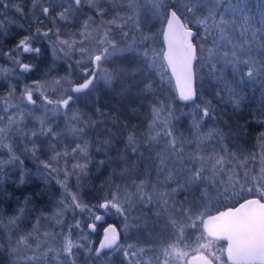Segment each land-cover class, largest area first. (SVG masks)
Instances as JSON below:
<instances>
[{"label":"snow or ice","instance_id":"1","mask_svg":"<svg viewBox=\"0 0 264 264\" xmlns=\"http://www.w3.org/2000/svg\"><path fill=\"white\" fill-rule=\"evenodd\" d=\"M255 9L248 0H30L26 11L25 0H0V33L15 25L12 10L35 25L0 48L10 65H0L8 81L0 93V198L15 172L16 191L37 180L62 189L54 210L36 214L25 233L17 235L19 225L43 191L24 196L13 215L0 214V264H111L113 256L118 264H213L220 240L231 264H264V132L245 154L238 143L245 125L211 100L196 103L194 84L203 72L236 114L249 90H259L253 119L264 123V0ZM156 20L178 99L192 103L187 112L165 95L171 79L158 71ZM37 37L47 48L35 46ZM25 54H50L51 64L21 87L39 71ZM85 188L95 203L85 202ZM233 199L243 202L210 214L214 203ZM110 216L122 225L108 224L93 245L90 234ZM121 232L135 242L122 244Z\"/></svg>","mask_w":264,"mask_h":264},{"label":"trees","instance_id":"2","mask_svg":"<svg viewBox=\"0 0 264 264\" xmlns=\"http://www.w3.org/2000/svg\"><path fill=\"white\" fill-rule=\"evenodd\" d=\"M161 26L163 27L162 23H161ZM152 30L153 29H151V31ZM11 32L7 33V37L5 36V34L0 33V48H2L5 51L14 45V37L11 36L12 35ZM160 33H161V31H160ZM36 39H37L38 43L35 46H41V45H39V42H40V43H44V46H46L45 48H47L46 42H42L40 37H37ZM3 59L4 58L0 57V64H4ZM30 63L37 64L39 66V71L33 72L34 78L37 79L40 77V74L45 69V67L47 65L51 64V56H50V54H48V55H46V58L43 60L38 59L35 56H33V59L30 61ZM57 67H58L60 74L62 72H64L63 65H57ZM11 83L16 84L17 82H14V80H12ZM169 87H170L171 92L173 94V99L175 100L174 107L180 109L181 111H185V112L189 111L191 109L190 107H185V104H182V103L177 101L176 96H175V92L173 91L174 87H173L172 81L169 84ZM7 88H8V81L0 79V93L7 91ZM17 91H19V88L17 89ZM249 95L251 96V99L246 98L243 101V103L241 105V109H240L238 114L233 113L231 104L221 103L218 101L217 98H212V102L216 103V106L218 105V103H220V108L222 109V112L227 113V116L231 117V121L233 123L239 122L241 125H245V129H244L245 136L249 137L250 141H252L251 148L256 149L257 136L259 133L264 132V123H258L257 122L258 117H257V120H254L253 117H256L257 113L261 110L262 100H261V93L259 90L250 89ZM101 103L106 104V103H108V100L102 99ZM111 104L114 107H120V105H118L115 100L111 101ZM229 113H231V114L229 115ZM227 116H226V118H227ZM25 167L30 169L33 173L35 172V166L30 160L25 161ZM7 172L12 173L13 170L11 168H9L7 170ZM18 176H19L18 172H15L14 174L9 176L8 186L5 188V197L0 198V214H2L5 218L14 214L16 206H17V202L19 200H23L24 196L29 195L33 192H41V191H43L45 194L42 197L34 198L33 205L35 207V211H33L30 215H28L20 223L19 233H17V235L25 233L31 229L32 223H33V220H34L36 214H38L41 211L50 212L52 209H54V207H55L54 200L62 192V189L59 187V185H57L55 183V181L44 182V181H40V180L35 181L34 184L25 186L23 191H16L17 185L14 183H11V181L17 180ZM102 178L103 177L96 178L94 183L96 185H98ZM69 185L75 191V185L73 184L72 180H70ZM9 193H14L11 196V199L7 198V195ZM81 194H82L85 202H89V203H95L96 202V201L91 199L92 191H90L89 188L83 189ZM247 197H250V196H245L244 198H247ZM241 200H243V199H240L238 202H240ZM238 202L236 199H233L230 201H220V202L216 203L213 206V208H211L210 213L213 211L215 212V211L221 210V209L229 207V206H234ZM106 222H114L119 226L123 223V221L120 218L114 217V216L106 217ZM89 238H90L92 244L96 246V241L98 239L97 230L95 232H92L90 234ZM123 239L124 240H122V242H123L122 244H126L130 241H131V243L135 242V238L125 239L123 237ZM217 242H218V244L216 245L214 251L216 252L217 255H219L220 257H223L224 256V241L220 240ZM0 251H3L4 255L6 256L5 250H0ZM118 260L119 259L115 257V258L111 259V262L112 263L116 262L118 264ZM116 263H114V264H116ZM3 264H6V260L3 261Z\"/></svg>","mask_w":264,"mask_h":264},{"label":"rangeland","instance_id":"3","mask_svg":"<svg viewBox=\"0 0 264 264\" xmlns=\"http://www.w3.org/2000/svg\"><path fill=\"white\" fill-rule=\"evenodd\" d=\"M248 2H249V4L253 7V10L255 11L256 9H255V6L257 5V3H258V0H248ZM162 28V26H161V22L159 21V20H156V21H153V25H152V27H151V29H153L152 30V32L153 33H156L157 34V36H156V40H155V43L153 44V47H154V49L156 50V52H158V53H160L161 54V52H162V46H161V42H160V31L162 30L161 28ZM162 55V54H161ZM160 55V65H161V67L158 69V71H162V72H166L167 73V77H166V80L168 79V78H170L169 77V74H168V72H167V70H166V68H165V66H164V63H163V61H162V56ZM2 66H7V64L6 65H2ZM164 67V68H163ZM33 79H36V78H26V79H24V83H26V82H30L31 80H33ZM14 82H17L16 80H14ZM19 84L21 85V87L23 86V83L21 82V81H19ZM195 87L197 88V100H196V103H200L201 102V97L203 98V99H205V100H211L212 101V98H216L214 95H213V92H214V89L212 88V86L207 82V80H206V78L204 77V73L203 72H199V71H197V73H196V77H195ZM173 91H174V88H173ZM19 92V91H18ZM165 95H167L170 99H173V94H172V92H171V89H170V87H169V84H167V86H166V88H165ZM213 103V102H212ZM213 105H215L216 106V103H213ZM218 106V107H217ZM216 106V108L218 109V111L220 112V113H223L222 112V109L220 108V103H218V105ZM187 107H190V108H192V103H189L188 105H187ZM231 113H229V115H230ZM226 118V117H225ZM211 125V121H209V125L208 126H210ZM208 126H206V127H208ZM238 143H240V146H241V148L244 150V152H245V154H247V153H249V152H253V151H255L256 149H253V148H251V146H252V141H250V138L249 137H246L245 135L242 137V140L241 141H239ZM72 181H73V184L75 185V179L73 178L72 179ZM70 186V185H69ZM60 196H61V193H60V195H58V197H56L55 198V200H54V202H55V206H56V201L60 198ZM216 203H214V205H215ZM213 205V206H214ZM213 206L211 207V208H213ZM55 208V207H54ZM54 209H52L50 212H48V213H51L52 211H53ZM212 213H214V211L213 212H211L210 214H212ZM70 215V214H69ZM87 214H85V216H86ZM119 228V227H118ZM100 233L102 234V228H100ZM121 239H120V242L121 243H123L122 242V240H124L123 239V237L125 238V239H132V238H135V236L134 235H132V234H130V233H124V232H121ZM128 243H131V242H128ZM128 243H126V244H128ZM218 244V242H215L214 243V245H213V250H215V247H216V245ZM96 245H97V243H96ZM116 256H114V257H112V258H115ZM116 258H118L119 259V257H116ZM114 263H116V262H114ZM114 263H112L111 262V264H114ZM214 263L215 264H228L227 262H226V260L224 259V256L223 257H221V259H220V261H214ZM117 264V263H116Z\"/></svg>","mask_w":264,"mask_h":264},{"label":"flooded vegetation","instance_id":"4","mask_svg":"<svg viewBox=\"0 0 264 264\" xmlns=\"http://www.w3.org/2000/svg\"><path fill=\"white\" fill-rule=\"evenodd\" d=\"M29 4H30V0H25V9H26V11L28 10V5ZM85 11H87V9H85ZM9 16L10 17L15 16V19H16L15 25H10V26H8L9 28L8 27L6 28V32L7 33L12 31L11 32L12 33L11 36L14 37V44L20 38H22L24 35L30 34V30H34L35 25H30L29 22H28V20H24V19H21L18 16H16V14L14 13V10H12V11L9 12ZM44 24L45 25H48L49 24V21L45 20L44 21ZM65 30L66 31H69V30H74V29H69V28L65 27L64 28V31ZM23 59H24V62L29 63L33 59V55L25 54V56L23 57ZM28 77L29 78H34L33 73L26 74V76L22 77V80H24V79H26ZM111 223L112 224H115L117 227L119 226V225H117L114 222H108V223L102 222V223L98 224L100 226L98 229H96L97 232H98V235H99V237H98V243H99V241L101 239H103V235H104L103 229L105 227H107L108 224H111ZM100 228H102V234L100 233Z\"/></svg>","mask_w":264,"mask_h":264},{"label":"water","instance_id":"5","mask_svg":"<svg viewBox=\"0 0 264 264\" xmlns=\"http://www.w3.org/2000/svg\"><path fill=\"white\" fill-rule=\"evenodd\" d=\"M161 41H162V45H163V51H165L166 50V44H165V41H164V37H163V32H162V34H161ZM163 51H162V53H163ZM162 59H163V55H162ZM163 62H164V64H165V66H166V69H167V71H168V73H169V75H170V77H171V79H172V82H173V85H174V89H175V94H176V98H177V100L179 101V99H178V89H177V86H176V81H175V78H173L172 77V75H171V70L167 67V64H166V62L163 60ZM195 84V83H194ZM179 102H181V101H179ZM183 103H186V102H183ZM251 198V197H250ZM247 199V198H246ZM243 202V200L240 202V203H242ZM239 204V203H238ZM238 204L236 205V206H234V207H238ZM227 209V208H226ZM226 209H224V210H222V211H225ZM217 213V212H216ZM216 213H214V214H212V215H215ZM226 249H227V241H226ZM226 258H227V260H228V256H227V251H226ZM229 261V260H228ZM229 263L231 264V261H229Z\"/></svg>","mask_w":264,"mask_h":264}]
</instances>
